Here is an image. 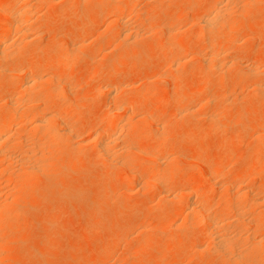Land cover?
I'll use <instances>...</instances> for the list:
<instances>
[{"label": "rangeland", "instance_id": "rangeland-1", "mask_svg": "<svg viewBox=\"0 0 264 264\" xmlns=\"http://www.w3.org/2000/svg\"><path fill=\"white\" fill-rule=\"evenodd\" d=\"M13 1L17 2L16 5ZM13 1L0 0V3L2 2L1 5L6 9L21 3L19 0ZM46 1L43 2L46 5L41 6L42 3L39 5L41 14L38 13L34 19L38 25L32 29L36 31L33 34L40 39L28 47L33 45L30 53L25 55L26 63H32L36 57L44 56L50 61L63 64L65 60L57 57L58 52L79 44L77 45L79 50L75 53L80 56V61L75 64L73 74L64 76L62 67L57 74L58 76L61 74L59 78H62L63 82L65 80L76 88L72 90L73 101H67L75 110L63 114L64 116L61 115V121L67 120L66 123L73 124L74 134L83 138L85 142L81 144L84 147L68 141L67 146L65 142L60 148L51 145L45 151L40 149L38 152L34 150L35 153L32 151V156L35 155L34 159L32 157V163H39L45 158L44 156L50 157L49 161L52 160L36 177H31L30 174L29 176L28 171H20L17 162L14 163L17 166L9 164L10 161L4 162L7 159L8 148L5 149L6 152L1 151L2 155L0 152V166H2L0 167V210H6L7 215L5 222L0 224V264H237L238 260L235 257H242L243 260H239V262L243 261L240 262L241 264H264V254L257 252L261 247L264 249V242L260 244L258 239L256 243H252L253 240L247 239V235L251 232H247L245 225L243 230L241 227L243 222L240 223L235 219L233 223L234 217L231 221L233 213H230L231 216L229 213L224 216L226 218L228 215L227 220L231 218L233 226L230 228L233 227L231 229L233 234L228 232L229 227L227 232L232 236L235 235L232 238L241 234L240 239H235L236 242L232 239L235 245L237 241V245L241 242L240 248L235 246L237 252L233 254L237 255L234 256L237 262L232 259L233 257H230L231 261L224 260L216 250H213L215 249L213 238L199 223L201 221L200 218L198 220L199 216L191 214L192 217L180 211L190 198L198 206L201 204L215 207L229 201L241 187L254 192L253 196L256 193L257 196L260 195L259 197L264 194V91L253 89L255 83L264 85V0H247L250 5L248 4L249 7L246 8L250 11L246 15H233L234 11H230L229 15H233L231 18L236 25L241 26L226 35L237 42L229 47L230 49L221 50L223 52L220 58L224 62L220 60L222 62L220 66L227 62L226 66L224 68L219 66V69L206 80L201 75L205 64H202L198 58L208 51L207 36L197 34L199 25L209 6L215 8L216 5L221 6L223 3V6L225 3L228 4L229 9L231 6L235 9L239 5L237 3L230 4L229 0L222 2L139 0L138 7L125 14V18L131 20L130 32H133L131 34L133 38L126 39L118 37L120 27L116 23L113 24L117 15L109 16L106 13L108 7L117 0H58L52 9H48ZM218 6L217 8L220 7ZM42 14L44 17L37 21L36 17ZM4 18V14L0 12V21L5 22ZM177 29L181 30L176 31L172 36L170 31ZM183 46L191 47L190 53L183 61L186 65L173 66L171 61ZM99 47L102 50L97 52ZM173 47L174 49L177 47L176 50ZM234 56H237L246 68L229 67L231 64L229 61ZM248 67L255 69L249 71ZM174 79L178 82L172 83ZM16 82L17 79L4 75L0 77V105L5 102L3 92L8 91ZM110 83L118 88V92L112 96H109L107 91V85ZM174 92L184 95L186 100L183 103L163 100ZM130 96L132 100L134 98L138 102L139 109L135 116L141 118L134 116V120H128L130 122L127 123L130 124L122 126L116 133L117 136L123 135L126 139L136 137L140 132L142 133V125L149 123L147 128H151L148 130L150 133L147 132L142 143L136 145L141 151L145 149L147 154L157 153L166 142L177 138V146L171 149V152L168 150L165 152L164 164L161 167L172 169L171 171L185 177L192 174L193 177L189 183L183 179L170 181V189L167 191L172 194V199L169 200L172 202L167 201L164 205L158 204V197L161 196L162 191L157 188L156 181L147 183L152 176L150 172L157 165H151L152 162L145 160L147 158H143L144 155L143 157L136 155L138 158L130 153L125 155L120 153V157L117 155L119 160H125L119 162H126V166L135 157L137 159L135 161L138 162L135 164L133 161V168H130L134 169V166L141 162L139 164L143 163L149 173V177L142 180L140 185H136L132 193L124 194L123 188L128 185L125 180L129 173L128 166L120 165L106 173L105 163L98 157L96 144H93L99 141V137L94 131L89 130L91 121L98 117L114 116L115 105L112 104H117L123 98ZM53 102L60 104L63 99L55 98ZM188 108H192L195 112L181 114L182 110ZM2 114L0 109V115ZM147 117L150 119L147 120ZM142 119H145V122ZM157 126L163 130L161 132L167 134L160 140L152 135ZM28 127H26L27 131H32L31 127ZM22 128L14 132L17 146L15 147L14 144L15 148L12 146L13 149L10 148L12 151L8 150L9 153L12 152L10 154L14 153L18 157L23 153L20 143L27 137L26 129L24 128L23 131ZM28 134L27 138L35 137H29L31 133ZM37 138L39 136L34 139L41 140ZM35 140L32 139V144L28 142L33 145ZM42 155H44L42 158L39 157ZM248 162H252L250 167L247 166ZM212 164L221 171L218 178L213 180L207 176L209 166ZM248 167L252 177L243 183L236 180V174ZM215 180L224 187L214 188ZM187 184L191 187L189 189L201 190L204 196L190 197L180 193V189L188 186ZM9 191L11 194H8ZM176 193L179 194L176 196ZM253 196L250 199L237 201L241 202L240 207L245 205V209L249 210L246 214L248 216L245 217L247 222L254 217L264 224V205L251 204L250 200L252 201L254 197L258 198ZM185 198L188 200L185 201ZM174 200L177 201L175 204ZM247 202L250 206L254 204L256 206L250 207L245 204ZM144 229L151 231V235L143 234L141 231ZM262 229L264 231V228ZM261 231L258 233L262 234ZM261 234L260 236H263ZM202 245L204 250L200 249ZM238 250L239 253L241 251L240 254H236Z\"/></svg>", "mask_w": 264, "mask_h": 264}, {"label": "bare ground", "instance_id": "bare-ground-1", "mask_svg": "<svg viewBox=\"0 0 264 264\" xmlns=\"http://www.w3.org/2000/svg\"><path fill=\"white\" fill-rule=\"evenodd\" d=\"M19 1H21V3L19 2L20 4L17 5V6H15L17 2L15 3L13 1V3H15V5H14L15 7L12 6L13 8L10 7L11 9L8 8L9 10L6 9L5 7H3V5H1L2 2L0 3V12L4 14V16H5L4 19H6L5 22H1L0 21V77L4 75L5 77H9V78H13V79H17L18 80V82L14 83V85L12 87H10V89L8 91L3 92V100L5 102H4V104H1L0 105V109H2V112H3V114L0 115V152L2 150H3L2 152H6L5 149L8 148V150H9L14 144H15V147L17 146V143L15 142L16 140H14V137H15L14 136V132H15V130L16 131H19L20 128H22V127H24L26 129V127L30 126L31 129H32V131L31 130L30 131L29 130L27 131V129L29 127L26 129V132H27L26 135H27V137L29 135L28 133H31L30 134L31 136H29V137L35 136L34 138H36V136H39V138H37V139H41V140H35L33 137L30 139V138H27L26 136H24V137H26V140H25V138L22 137V138H24V140L21 138L22 141H21L20 144H22V146H21L22 149L21 150H23V153L20 154L21 157L15 156L14 153L13 154H10L12 152L9 153L8 150H7V152H6L7 155L5 154L7 156V159L4 162L6 163L7 161H10L8 163L9 164H12V165L17 162V164L19 165V170L20 171H28L27 172L28 175L30 174L31 177H36V176H38L40 174V172L43 171L42 168H44L46 166V164H48V162L49 163L52 162V160L49 161V158L50 157L49 158H46V156L42 155V156H39V157L42 158L44 156L45 158H42V159L40 158L41 161H39V163L33 162V163H36V164H33L31 162V160L34 159L33 156H35V155L32 156V151L36 150L38 152L39 149H40V151L41 150L42 151H45V149L48 148L51 145H54L55 147H59L60 148V147H62L64 145L65 142H66L65 146H67V142L68 141H72L74 144L77 143L79 145L84 144V142H85V140L83 138H81L80 136L74 134V132H73L74 128L73 127H75V126H73V124L66 123L67 120L66 121H64V120L61 121V115L65 114V113H71V112H73L75 110L74 107H70L69 106L71 104H68L67 103L68 100H72L73 101V98H74L73 95L74 94L72 93L73 92L72 90L75 87H72V85L69 84L68 82H65V80L63 82V79L62 78H59V77H61L60 76L61 74L59 76L57 74V71L61 67H62L63 74H65L64 76L73 74L75 64L80 61V56L79 55H76V53H75L76 50H79L77 48V45L79 46V44H77V45L75 44L77 49L75 48V45L74 46L71 45L69 48L62 49L60 52H58L59 54H58L57 57H59L61 60L62 59L65 60V63H63V64H60V63H58L56 61H54V62L53 61H50L48 57H44V56H42V57H36L32 63L29 62L30 64L29 63H26V59L27 58H26L25 55L28 54V53H30V51L32 50L31 48L33 47V45L30 48H28V47L31 44H34V42L36 40H39L40 39V38L37 39V37H39V36H35V34H33V32L35 33L36 31H34L32 29H34V27L35 26L37 27V25H38L36 23V21H34V19H35V16L38 13L41 14L40 13L41 12V10H40L41 7L39 5L41 3H42L41 6L44 5L45 3H43V2H45V0H33V1L32 0H19ZM57 1L58 0H47L46 3H48V9L54 8L53 6L56 5L55 3ZM218 1H221L222 2L224 0H218ZM138 2H139V0H121V1L120 0H117V2H115V4H111V5L109 4L110 6L108 7L106 13L109 16L111 14H116L117 15V16L115 15L116 16L115 21L114 22L112 21V22H113V24L116 23L118 25V27H120L119 28L120 30H119L118 37L119 36L120 37H123V38L125 37L126 39L133 38L132 35H131L133 32H130L132 30L131 29L132 27H131V24H130L131 23L130 22L131 20L130 21L127 20L128 17L125 18V14H126L127 11L132 10L134 7H136L137 4H138ZM229 2H231L230 4L237 3L239 5H237L238 7H236L235 9L234 8L232 9V6L229 9L228 6H227L228 4H225V3L223 5L224 7L222 6L223 3H221V6L219 5L220 7L218 5H216L215 8H213L214 6H209L208 9H207V11L205 12V14L203 16V19H202L200 25H199L200 27L198 26L199 29H198V33L197 34L198 35H201V34L204 35V34H206L205 37L207 36L206 37V40H207L206 41V47H207V50L208 51L207 52L205 51L206 53L201 54L200 57L198 56L199 57L198 58L199 61L202 64H205V68L203 67L204 68L203 69V73L201 74L205 80L208 79L214 73V71H216L217 69H219V66L222 64V62H224L220 58L221 57V53L223 52V51L221 52V50L223 48H229V47L233 46V44L235 42H237V41L234 42L233 38H230V37L228 38V36L226 35L230 31L231 32L236 31L241 26V25H236V23L234 22V20L231 17L233 15H235V14L246 15L250 11L249 9H247L249 7V6L247 7V5L249 4L248 3L249 1H247V0L246 1H244V0H229ZM244 2H246V3H244ZM217 6L219 8H217ZM38 7H40V8L38 9ZM101 8H103V7H101ZM231 10L234 11V14L233 15L230 14L231 15L230 16L229 13L232 12ZM101 12H102V9H101ZM67 13H69V11ZM43 17H44V14L38 15L36 17V20L38 21V20H40ZM177 17H178V15H177ZM174 18H175V16H174ZM154 23H155V21H154ZM90 24H92V23H90ZM116 24H115V26H116ZM150 24L153 25V23H151V21H150ZM46 26H47V24H46ZM111 28H112V26H111ZM111 28H110V31H111ZM113 30H114V27H113ZM180 30L181 29L172 30V31H170L171 32L170 34L173 36V33L175 34L176 31H180ZM134 38H135V36H134ZM253 39H255V38H253ZM257 39H258V37H257ZM133 41H135V40H133ZM38 45H36V46H38ZM101 47H103V46H101ZM101 47L98 48L97 52L99 50L100 51L102 50ZM176 48L174 49V47H173L174 50H176ZM224 50H226V49H224ZM190 51H191V47L190 46H183L181 49L178 50V55L173 58V60L171 61V64L173 66L174 65L175 66L176 65H179V67H183L184 65H186L185 62H183V61H184V58L186 56H188V54L190 53ZM47 53H48V51H47ZM220 60L222 62H220ZM116 61H117V59H116ZM112 62H115V61H112ZM226 63H225V65H222L220 67L224 68L226 66ZM229 63H231V64L229 65ZM229 63H228L229 67H231V66H233V67L237 66V68H238V66L244 67L242 65L244 63L243 62H240L239 59L237 58V56H234L233 58H231V60L229 61ZM222 68H220V69H222ZM244 68H246V67H244ZM248 68L250 69L249 71H251L252 69L253 70L255 69V68H252V67H248ZM254 72H256V71H254ZM257 73H259V72H257ZM257 73H254V74L257 75ZM252 77H254V76H252ZM113 80H114V78L112 79V81ZM110 81H111V79H110ZM177 82H178V80L174 79V82H172V83H177ZM255 84L256 85H254V88L253 89H255L256 91H258V90L264 91V85L263 84H261V85H259L257 83H255ZM122 88H124V87H122ZM107 91H108L109 96H112L113 94H116L118 92V88L116 86H114L113 84L110 83V84L107 85ZM172 93H173V91H172ZM165 94H167V93H165ZM252 94H253V92H252ZM161 95H163V94H161ZM167 95H169V94H167ZM136 97H138V96H136ZM55 98H62L63 99V102L60 103V104L59 103H56V102L55 103L54 102L52 103V100L55 99ZM131 98H132L131 96H130V98H128V97L127 98H123L117 104H114V103L112 104V105H115V106H113V111H115V115H117V116L119 115L118 117H116L115 115L112 116V117H110V118H99L98 117V118L94 119L93 121H91L92 123L90 122L91 123V126H90V129L89 130H91L92 132L94 131L95 134H97V136L99 137V141L97 143H95L96 142L95 141V142H93V144H96L95 145V149H96V152L98 153V157L102 158L103 161H104V163H105V167H106L105 168V172L106 173L112 171L115 167H118L120 165H122L124 167H127L128 166L127 168H129L128 169L129 170V173L126 172L128 174L125 177V180L128 183V185L123 188V191L122 192L124 194H128L129 195L130 193H132L133 190L135 189L134 187H137L138 185H140V182H142V180H144L147 177H149L148 168L145 167V165H143V163L142 164H139L141 162H139L137 165H135L134 166L135 167L134 169H131L130 168V167H132V165H134V164H132V163H134L133 161L137 160V159H135L136 155L138 157H140L141 155H142L141 157H143V155H144L145 157H143V158H147L145 160H147V161L149 160L150 162H152V163H150L151 165H153V164L157 165V167L156 166L154 168L152 167L153 170L151 169L152 170L151 172L149 171L152 176L149 177L147 183L152 182V180L153 181H156L155 183H156L157 188L159 189V191H162V193L159 192V193H161V196L158 197V204L164 205L167 201H169L170 199H172L171 198L172 197L171 196L172 194L167 191L168 189H170L169 188L170 181H179V180H182L183 179L184 181L186 180V182L189 183L190 181H192L193 177H192V174H190L189 176H186L185 177L184 175L179 174L178 172L176 173V172L171 171L172 169L171 170H167L166 168L163 169L164 168L163 166H162L163 168L161 167V165L164 164L163 163V160L165 158L164 157L165 152L167 150L170 151L171 149H173V148H175L177 146V144H178L177 138H173L172 141L166 142L163 145L164 147H162V149H160L157 153H154V154H149V152L147 154V152L144 151L145 149L144 150L142 149L143 152L141 151L140 148L138 149V146H136V145H138L140 142L142 143V140L145 138L144 135L147 132H149L148 130L151 129V128L150 129L147 128V126L149 124L148 123L149 121H146V123H148V124L145 125V123H144V125H142V127H143L142 128L143 129L142 133L140 132L138 136L136 135V137L133 136L134 138L132 137V138L126 139L122 134H121L122 136H120L118 134L122 139L117 136L116 133L119 131V129L122 126H124V127H125V125L128 126L130 123L128 124L127 122H130L132 119L134 120V116L136 115V112L139 109L138 102L135 101L134 98H133V100ZM141 99H143V98H141ZM164 99L165 100H168V101H170L172 103H183L186 100V97L184 95H180L179 93L174 92V94H172L171 96H166V98H163V100ZM109 103H111V102H109ZM208 103H210V102H208ZM207 104H205V105H207ZM203 105H204V103H203ZM210 106H211V103H210ZM210 106L208 104V107H210ZM41 109H43V110H41ZM193 110H194V108H193ZM40 111H41V113H40ZM192 112H195V111H192V108H188L186 110H182L181 114H184V115L185 114H191ZM35 114H37V115H35ZM32 115L34 116L33 118H32ZM153 116H151V118ZM135 117H137V116H135ZM148 117H147V120L150 119ZM137 118L139 119L141 117H137ZM128 120H130V121H128ZM142 120H143V122H145V119H142ZM60 121H61V123H59ZM211 121H213V120H211ZM167 122L170 123L169 121H167ZM139 123H140V121H139ZM58 124L60 126H58ZM157 125H159V124H157ZM144 126H146V127L144 128ZM159 127H160V125H159ZM159 127L157 126L156 129L154 128V131L152 132L153 133L152 135L155 137V139H158V140H160L165 135H167L164 132H161L163 130L162 129L160 130ZM24 128H22L21 130H23ZM123 137H124V139H123ZM28 139H30V140H28ZM32 139L35 140L34 141L35 143H33V145H30L28 141L31 142ZM31 144H32V142H31ZM81 146L84 147L83 145H81ZM90 146H91V144H90ZM13 147H12V149H13ZM36 151H34L33 153H35ZM2 152H1V155H2ZM120 153H121V155H122V153L124 155L125 154H128V153L135 154L134 155L135 157H134L133 161L131 163H128V165L126 166V164H125L126 162L125 163L123 162L124 164L121 163V162H119L121 159L119 160V158L117 157V155H119ZM234 156L235 155H233V157ZM32 157H33V159H32ZM36 157H37V155H36ZM119 157H120V155H119ZM138 157H136V158H138ZM117 158H118V160H117ZM122 160H124V159H122ZM141 161L143 162V160H141ZM136 162H138V161H135V164H136ZM40 163H42V165ZM17 164H14V165L17 166ZM129 164H131V165L129 166ZM250 164H252V162H250V163L248 162V165L247 166H249ZM164 166H166V165H164ZM0 167H2V166H0ZM249 167L247 169L245 168V170H242V171L238 172L236 174L237 175L236 180H238L239 182H242L243 183V181H245L248 178L252 177L251 176V173L248 171ZM46 168H45V170H47ZM14 172H15V170H13V173ZM17 172H18V169H17ZM208 172L209 173H208L207 176H210L212 178V180L214 178L215 179L218 178V176L221 174V171L218 170V168H216L213 164L209 166ZM19 176H20V173H19ZM40 176H42V174ZM200 178H202V177H200ZM213 186L216 189H221V188L224 187L222 183H219L216 180L213 183ZM189 188H191L190 185H188V186L180 189V193H183L185 195H189L190 197L195 195V196L201 198V197L204 196L203 193L201 192V190L189 189ZM252 193H254V192H252L250 190H246L245 188L241 187V188L238 189V192L237 193H235L232 197L230 196L231 197L230 200L228 198L229 201H226L225 203H221V204H218V205L214 204V205H216L215 207H213V206L212 207H208V205L206 206V205H201V204L198 206V204L196 205L195 203H193V201H191V198H190V201L191 202L190 201L188 202L187 201L188 199L185 198L186 199L185 201H187V203L184 205V207L181 206V209H182V207H183V209L180 210V211L181 212H184V213H187L190 216H192V215H196L197 217L199 216L198 217V220L200 218V220L202 221V222L199 221V223H201L204 226V228L208 231V233L211 234V236L213 238V239L211 238L213 240L212 242H213V245H214V248H215L213 250H216V252H218L221 255V256L220 255L219 256L222 257L224 260L228 259V261L229 260L231 261V258L233 257L232 258L233 260L235 258H237L238 263L241 264L240 262L243 263V261H240L239 262V260L242 257L241 258H238V257H235L234 258V256H237V255H233L235 252H237L236 247L237 248L238 247L240 248V243H241L240 241L241 240H239V242H240L239 245H237L238 244V241H237V244H236L237 246L232 241L234 240V242H236L235 239H240L241 234H239L240 236L239 235H236V238H232L233 236L235 237V235H233V236L230 235V233H232L231 231H233V230H231L233 227L230 228V226H233V224L231 222V221H233V218L232 217H234V222L233 223H235V219H236V221H240V223L243 222L242 225H241V227H243V225H245L246 226L245 229H247V232L248 233L251 232V233H249L247 235L246 238L249 239V240H253L252 243L255 242V241H257L258 239H259L258 241H259L260 244L264 242V234H263L264 231L262 229V228H264V224L263 223H260V220L257 219V218H254V217H253L254 219L253 218L252 219L249 218L250 221L248 220V222H247L245 220V217L248 216L246 214L249 213V210L245 209L246 206L244 204H243L245 206V207L243 206L244 208L243 207H240L241 206V204H240L241 202H239V201L243 200L244 198L250 199V197L253 196ZM8 194H11V192L8 193ZM8 194H6V195H8ZM22 194H23V192H22ZM178 194L176 193V196ZM256 194L254 196H256L258 198H255L253 196L254 197V198L252 197L253 200L252 201L250 200L249 202L251 204L257 203V204H260L261 206H263L264 205V196H263L264 194L261 197H259L260 195L257 196ZM3 198H5V197H3ZM180 198H182L181 195H180ZM173 199H176V198H173ZM237 200H239V201H237ZM235 201L239 202L238 203L239 204V207H238V204L235 206V204L237 203ZM169 202H172V201H169ZM175 202H177V201L174 200V204H175ZM242 203H243V201H242ZM247 203H245V204L246 205H249V203L248 204ZM249 206L247 208H249ZM253 206H256V205L254 204V205H251L250 207H253ZM263 208H264V206H263ZM245 211H247V212H245ZM227 213H229V214L230 213H233L234 214V216H231L232 214H230L232 220H231L230 217H229L230 219L228 218L229 221L227 220V216L228 215L225 218L224 215H226ZM6 216H7L6 215V210H3V209L0 210V224H2L3 222H5ZM236 224H238V223L236 222ZM238 226L239 225H237V227ZM244 227H243V230H244ZM227 228L230 229V230H228ZM260 229L263 231L262 234L260 233L263 236H260V234L258 233L259 231H261ZM227 230L230 233H228ZM234 230H235V228H234ZM141 232L143 234L146 233V234H150L151 235V231L149 232L147 229H144ZM152 233H153V230H152ZM245 236H246V232H245L244 237ZM144 237H145V235H144ZM144 237H143V239H144ZM241 239H242V237H241ZM212 242L210 243L211 246H212ZM248 243H249V241H248ZM259 243H257V245ZM209 248H210V246H209ZM262 248L263 247L259 248V250L257 251L261 255L264 254V249H262ZM200 249L204 250L205 249L204 248V245L200 246ZM239 250H238V253H236V254H240L241 253L242 249H241L240 253H239ZM251 254L253 255V253H251ZM238 256L240 257V255H238ZM217 260H218V257H217ZM237 260H236V262H237ZM241 260H243V259H241ZM245 263H247V262L245 261Z\"/></svg>", "mask_w": 264, "mask_h": 264}]
</instances>
